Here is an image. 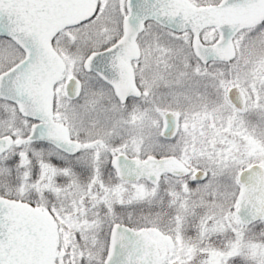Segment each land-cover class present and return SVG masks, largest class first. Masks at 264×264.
I'll return each instance as SVG.
<instances>
[{
  "label": "snow or ice",
  "instance_id": "obj_1",
  "mask_svg": "<svg viewBox=\"0 0 264 264\" xmlns=\"http://www.w3.org/2000/svg\"><path fill=\"white\" fill-rule=\"evenodd\" d=\"M0 264H264V0H0Z\"/></svg>",
  "mask_w": 264,
  "mask_h": 264
}]
</instances>
